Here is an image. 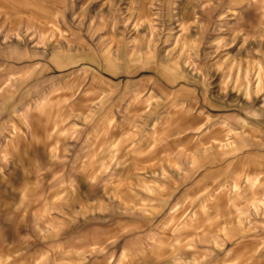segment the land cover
I'll return each instance as SVG.
<instances>
[{
    "label": "clouds",
    "instance_id": "1",
    "mask_svg": "<svg viewBox=\"0 0 264 264\" xmlns=\"http://www.w3.org/2000/svg\"><path fill=\"white\" fill-rule=\"evenodd\" d=\"M0 264H264V0H0Z\"/></svg>",
    "mask_w": 264,
    "mask_h": 264
}]
</instances>
